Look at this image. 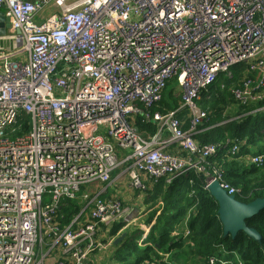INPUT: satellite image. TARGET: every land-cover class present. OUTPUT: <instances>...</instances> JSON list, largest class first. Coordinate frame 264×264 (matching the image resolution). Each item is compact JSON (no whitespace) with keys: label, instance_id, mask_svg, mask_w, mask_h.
<instances>
[{"label":"built area","instance_id":"obj_1","mask_svg":"<svg viewBox=\"0 0 264 264\" xmlns=\"http://www.w3.org/2000/svg\"><path fill=\"white\" fill-rule=\"evenodd\" d=\"M49 4L56 10L35 20ZM0 8L20 47L17 59L0 54V264H95L114 224L123 223L116 237L157 217L101 197L121 180L146 192L193 171L203 188L217 180L235 195L209 160L217 146L196 139L207 116L198 101L239 63L253 77L232 89L235 103L264 100V0H0ZM171 79L178 106L151 111ZM137 118L154 132L144 136ZM243 159L258 164L264 154ZM82 186V207L61 225V200ZM159 254L140 264H172Z\"/></svg>","mask_w":264,"mask_h":264},{"label":"trees","instance_id":"obj_2","mask_svg":"<svg viewBox=\"0 0 264 264\" xmlns=\"http://www.w3.org/2000/svg\"><path fill=\"white\" fill-rule=\"evenodd\" d=\"M246 67L244 63L233 65L230 67L231 77L219 74L217 81L202 95L198 106L207 111V116L199 125L203 130L196 135L199 145L214 143L217 146L209 160L220 165L222 179L237 189L235 196L243 202L264 197V161L254 164L243 159L245 155L264 154V109L238 116L264 105V100L237 105L231 92L241 85L243 78L253 77ZM170 82L174 79L167 82L161 100L151 107V111L165 112L178 106L180 96L174 93L173 86L169 87ZM233 108L234 114L226 116L223 110L233 112ZM136 124L144 136L155 130L154 123L140 118H137ZM226 139L237 140L239 149L231 152L230 144L225 145ZM164 184L159 179L153 186V193L145 199V202L155 204L160 196L164 205L149 214L150 219L159 211L144 238L140 243L127 246V252L117 250L104 264H140L144 259L161 258L159 252L169 253L172 264H264V208L246 220V224L260 234V241L243 231L231 237L223 234L217 202L203 188L202 173L188 171L162 187ZM109 191L107 189L101 197H109ZM83 192L85 186L80 188L75 198L61 200L56 212V219L61 225L68 223L80 210ZM122 225L114 224L108 237L117 235ZM185 230H188L187 235H184ZM210 257L215 260L210 262Z\"/></svg>","mask_w":264,"mask_h":264},{"label":"water","instance_id":"obj_3","mask_svg":"<svg viewBox=\"0 0 264 264\" xmlns=\"http://www.w3.org/2000/svg\"><path fill=\"white\" fill-rule=\"evenodd\" d=\"M9 25V18L0 10V35L5 34ZM16 32L18 31L16 30ZM206 190L217 202L218 219L222 225L224 235L235 237L238 231H243L256 241L261 240L260 234L253 227L248 226L246 220L264 208V197L243 202L237 199L234 194H229L217 180L209 182L206 185ZM125 235V232L119 234L112 240V244L117 245L120 243Z\"/></svg>","mask_w":264,"mask_h":264},{"label":"rangeland","instance_id":"obj_4","mask_svg":"<svg viewBox=\"0 0 264 264\" xmlns=\"http://www.w3.org/2000/svg\"><path fill=\"white\" fill-rule=\"evenodd\" d=\"M51 4H49L46 8L45 11L36 15L35 16V20H37L39 17H46L47 15H49L50 13H52L53 11L56 10V8H52L50 6ZM217 81V79L215 80V82ZM174 82H170L169 87L173 86ZM178 88H175L174 93L179 94L178 93ZM180 92V91H179ZM227 110V111H226ZM230 109H224L223 111L226 112L225 115L226 116H231L234 114V108L232 109L233 112L229 111ZM184 114H187L186 110H183ZM232 113V114H230ZM123 180H121L120 182H116V184L112 185V188L115 189V194L121 196H125L128 192L129 194V198H130V202L129 205L134 208L136 207L138 211L135 212V214H142L144 217H148V215L156 208L162 207V205H164L163 200L161 199V197L159 196L156 199V203L152 204L151 201L148 202H143L145 201V199L148 196L144 195V190L140 189V188H136L132 185H129L128 180L125 179L124 184ZM129 185V187H128ZM110 190V189H109ZM113 194V190L111 189L110 191ZM109 192V193H110ZM108 193V195H109ZM140 195L142 196V198H140ZM141 199V200H140ZM139 202V205L137 204ZM126 204H128V202H125ZM146 219L144 220V223L146 222ZM174 222V221H173ZM127 223V222H124ZM125 230V231H124ZM122 231H124L126 233L123 243L120 244L119 246L117 245H111L106 251L98 254L96 256V261L95 264H104L110 257H112V255L117 251H121V252H127L129 251V248L127 246H131L134 243L138 242L141 238H142V231L140 230V227L138 225V223H129ZM122 233V232H121ZM120 233V234H121ZM117 237V236H116ZM100 257V258H99Z\"/></svg>","mask_w":264,"mask_h":264},{"label":"crops","instance_id":"obj_5","mask_svg":"<svg viewBox=\"0 0 264 264\" xmlns=\"http://www.w3.org/2000/svg\"><path fill=\"white\" fill-rule=\"evenodd\" d=\"M32 1V0H31ZM50 7H52L53 9L54 8H56L53 4H51L50 6H49V8ZM0 10L1 11H3L4 12V8H0ZM54 12V11H53ZM51 14V13H50ZM9 24H10V21H9ZM12 36H13V32H12V29H11V26L9 25V28H7V30H6V32H5V34L4 35H0V54L1 53H5L6 55H7V60H13V59H17L18 57H19V55H20V47L18 46V45H16L15 43H14V41H13V39H12ZM3 63H4V60H1L0 59V68H2L3 67ZM161 180V179H160ZM159 181V180H158ZM157 181V182H158ZM124 182H125V180H123V183L122 184H124ZM114 184H116V183H114ZM154 184V183H153ZM165 185H167V184H164V186L162 185V187H165ZM154 185H152V188L150 189V190H148V191H146V192H144V195L145 196H148L149 197V195H151L152 193H153V190H154V187H153ZM128 187H129V185H128ZM109 189H110V191H111V189L113 190V194L110 192L109 194L110 195H112V196H118V197H120L119 195H116L115 194V189H113L112 188V185H110L109 186ZM147 197V198H148ZM120 198H122L123 200H125L126 202H128V204L127 205H129V202H130V198H129V194H128V192H127V194L125 195V196H121ZM140 198H142V196L140 195ZM146 198V199H147ZM141 200V199H140ZM146 201V200H145ZM145 201H143L144 203H145ZM148 202V201H147ZM138 205H139V202L137 203ZM162 207H163V205H162ZM136 210H137V208L136 207H134ZM159 208H161V207H159ZM138 211V210H137ZM158 213H159V211L157 212V214H155V215H158ZM149 216V215H148ZM155 222V221H154ZM154 222H150V223H147V224H145L144 226H143V228L142 229H140L141 231H142V236H143V234L146 232V231H148L149 230V227H151L153 224H154ZM125 231V230H124ZM123 231V232H124ZM187 230H185V232H186ZM184 232V233H185ZM109 238H111V237H109ZM115 237H112V239H114ZM105 239V238H104ZM111 245H112V242H111ZM110 245V246H111ZM109 246V247H110ZM108 247V248H109ZM107 248V249H108ZM106 249V250H107ZM105 250V251H106ZM99 254V253H98ZM97 254V255H98ZM100 258V257H99Z\"/></svg>","mask_w":264,"mask_h":264},{"label":"bare ground","instance_id":"obj_6","mask_svg":"<svg viewBox=\"0 0 264 264\" xmlns=\"http://www.w3.org/2000/svg\"><path fill=\"white\" fill-rule=\"evenodd\" d=\"M193 172V171H192ZM195 173V172H194ZM186 233V234H185ZM184 233V235H187L188 234V230Z\"/></svg>","mask_w":264,"mask_h":264}]
</instances>
